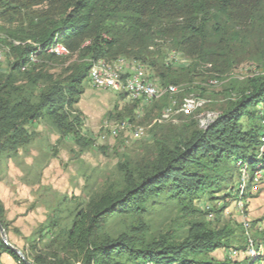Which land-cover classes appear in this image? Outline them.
<instances>
[{"label":"trees","instance_id":"16d2710c","mask_svg":"<svg viewBox=\"0 0 264 264\" xmlns=\"http://www.w3.org/2000/svg\"><path fill=\"white\" fill-rule=\"evenodd\" d=\"M37 6L42 8L32 10ZM0 20L10 25L0 30L11 59L8 70L0 72V153L15 154L28 145L33 134L27 126L36 121L87 147L76 106L98 60L112 63L124 57L137 66L146 64L166 87L190 82L201 66L215 74L210 78H218L245 54L264 68V0H0ZM152 38L169 41L172 51L190 62L173 69L158 51L148 49ZM54 43L68 55L46 53ZM37 47L40 63L28 64ZM53 63L67 65L55 75L48 70ZM227 90L229 98L205 129L189 119L157 138L144 162L123 163L121 183L75 210L69 227L59 229L46 252L22 251L25 263L0 239V257L7 254L18 264H254L264 259V230L255 231V223L252 257L213 256L215 251L247 250L242 224L212 226L205 218L213 215L218 221L228 199L235 200L238 165L252 169L258 162L261 117L256 107L264 104V72L232 81ZM167 99L166 94L160 101ZM200 200L222 203L200 210ZM164 203L174 206L180 221L154 235L146 218ZM111 223L120 228L113 230ZM0 225L7 232L1 202Z\"/></svg>","mask_w":264,"mask_h":264},{"label":"rangeland","instance_id":"374dc122","mask_svg":"<svg viewBox=\"0 0 264 264\" xmlns=\"http://www.w3.org/2000/svg\"><path fill=\"white\" fill-rule=\"evenodd\" d=\"M41 8L42 6H37L32 10ZM8 25L0 20V26L10 27ZM4 36L6 35L0 30L1 73L8 70L11 61L7 52L3 50ZM148 49L158 51L159 58L162 57L165 63L170 64L173 48L169 41L152 38ZM119 58L117 59H125L123 65L125 68L120 69L114 80L118 83L117 92L112 91V86L104 89L94 87L88 80L83 84L84 94L76 107L83 116L80 133L90 141L87 147L78 145L71 135L59 137L49 123L36 121L27 126V130L33 134L28 145L20 148L15 154L0 153V202L8 223L5 234L8 242L21 252L24 251L28 255L35 249L41 253L46 252L45 247L57 235L59 229L69 227L75 210L83 208L91 196L106 187L121 183L120 166L123 163L128 161L129 164L136 166L144 162L154 151L157 138L163 134H170L174 127L189 119H196L198 127L205 129L217 118L224 102L229 98L227 88L232 81L241 83L264 72L259 62L250 58L248 54L241 55L239 62L226 73L218 75V78H210L215 74L207 72L201 66L191 75L190 82L176 85L178 92L167 94L168 99L164 103L160 98L146 102L143 99H131L127 93L125 94L124 81L132 69L133 60ZM176 59L170 64L173 69L190 62L181 53H176ZM66 65L48 64V70L57 75ZM139 65L143 67L141 69L143 78L149 83L159 89L166 87L159 83L153 68L143 63ZM210 80L218 83L209 84ZM200 88H203L201 92ZM188 95L198 96L207 102L203 108L194 109L195 112L190 108L191 113L183 112V115L180 108L183 99ZM162 113H167L169 119H161ZM207 113L213 114L210 119L206 117ZM201 121H204L202 125ZM107 129L113 131L114 137ZM138 129H141L140 136L135 135ZM250 166L254 168L256 163ZM237 180L238 177L235 183ZM247 192V203L250 200L258 201V198H264V181L251 183ZM228 200L229 204L218 221L214 220L213 215L205 218L212 226H221L227 222L240 225L242 219L247 217L249 213L247 203L241 215L236 211L231 198ZM221 203L222 201L200 200L196 205L200 210H206L207 207L215 205L218 207ZM179 215L172 204L164 203L151 209L146 220L151 233L158 235L176 228L180 221ZM249 219L251 224L264 223V215H258L256 218L249 216ZM109 226L115 231L120 228L114 223ZM239 254L248 258L245 252L239 253L235 249L215 251L213 256L218 259L223 257L235 259ZM5 255L7 254L0 258L1 264H11ZM13 264L18 263L14 261Z\"/></svg>","mask_w":264,"mask_h":264},{"label":"bare ground","instance_id":"6f19581e","mask_svg":"<svg viewBox=\"0 0 264 264\" xmlns=\"http://www.w3.org/2000/svg\"><path fill=\"white\" fill-rule=\"evenodd\" d=\"M27 43L30 44V42H26V44ZM13 44L14 45H22L19 42H15V41H13ZM23 44H25V43H23ZM3 50H5L7 52L8 48L5 46ZM40 50H41L40 47H37L36 52L34 54L30 55L28 64H33L34 65V64H36V63H38L40 61V60H38L39 56L37 57V53ZM1 53H0V61L2 60ZM8 53H9V51H8ZM46 53L54 54L56 56H65V57H66V55H68V51L66 50V48L63 45L56 44V43L52 44L46 50ZM173 57L176 58L175 51H173ZM171 58H172V52H171ZM124 64H125L124 60H119L118 62H115V63H109V62H105L103 60H98V61L93 62L92 66H91V69H90V72H89L90 82L97 88H103L104 89V88L110 87L109 86V80H111L112 82H115L114 80L116 79L118 72H120V69H122V66ZM142 68H141L140 65L137 66V65L133 64L131 71H129L128 77L124 81L125 82L124 83L125 93H127V95L131 99H134V100L143 99L146 102H150V101H153V100L161 98L163 95L178 92V87H176V86H167L165 88L159 89L156 86H154L152 83H149L146 80L145 90H140V94H131L130 95V93H129V87H130V77H129V75H135L136 78H143L142 73H141L142 72V70H141ZM25 69H26V66L22 67L21 70L24 71ZM104 76L107 79H100V78H104ZM217 83H216L215 80H210L209 81V84H217ZM206 86H204V87H206ZM206 102L207 101L205 99L200 98L198 96L188 95V96H186L183 99V104L181 105L180 111H182V114H183V112H190V110H189L190 108H193V110L194 109H201V108H203L205 106ZM257 109L260 111L259 115L261 117V119H260L261 135H260V138H259L260 139L259 147H258L257 154H256V161H258V162L256 163V166L254 168H252V169L247 164L240 165V166L238 165V180L236 181L235 186L233 188V194H235V195H233V196H235L234 197L235 200L233 201V203H234L236 211L239 214H241V215H243L244 207L246 206V203H247V195H248L247 188H248V185H250V183H258L259 182V174L264 173V162H262L264 160V104L263 103L259 104V108H257ZM194 112H195V110H194ZM189 115H191V114H189ZM212 115L213 114L207 113L206 117L208 119H210ZM176 116H177V114L175 115V117ZM168 117L169 116L167 115V113H164V114L162 113V115H161V119H167ZM176 119H177V117H176ZM195 121H196V119H195ZM159 122H161V121H159ZM168 122H165V123H168ZM203 122L204 121H201L200 124L202 125ZM182 123H184V122H182ZM135 135L140 136L141 135V129H138L136 131ZM209 217H211V215H209ZM241 224H242V227H243V230H244V234H245V238H246V244H247V250L245 252V255L247 257H252L254 255V244H253V240L251 238V223H250V221L248 219L244 218V219H242ZM256 264H264V259L260 260Z\"/></svg>","mask_w":264,"mask_h":264},{"label":"crops","instance_id":"0c3cea01","mask_svg":"<svg viewBox=\"0 0 264 264\" xmlns=\"http://www.w3.org/2000/svg\"><path fill=\"white\" fill-rule=\"evenodd\" d=\"M257 200L258 201L250 200L247 203V212H249V213L247 214V217L245 216L246 219L250 220L249 216L256 218L258 215H264V198H258ZM254 229H255V231H263L264 230V223L263 224L258 223L256 225H254ZM2 255H1V257H2ZM228 255H229V253H228ZM5 257L7 258L6 260H8L9 262H11V264H13L14 261H13V259H11V257H9L7 255H5ZM244 259H248V258H246L245 256H243L241 254H239L238 257L235 258V260H237V261H243ZM249 262H250V260H247L246 263L248 264Z\"/></svg>","mask_w":264,"mask_h":264},{"label":"built area","instance_id":"2783aa9c","mask_svg":"<svg viewBox=\"0 0 264 264\" xmlns=\"http://www.w3.org/2000/svg\"><path fill=\"white\" fill-rule=\"evenodd\" d=\"M172 58L169 60V63H172L173 62L172 60H174V59H175V61L177 60L175 57H173V51H172ZM181 62H185V61H181ZM122 67L125 68V66H122ZM129 77H130V87H129L130 95L131 94H140V90H145L146 78H136L135 75H129ZM100 79H107V78L104 76V78H100ZM109 86H112V91L117 92L118 83H115V82H112L111 80H109ZM107 130L111 133V136L114 137L113 131L110 129H107ZM263 181H264V173L259 174V182L258 183H260V182L263 183Z\"/></svg>","mask_w":264,"mask_h":264},{"label":"water","instance_id":"95a60500","mask_svg":"<svg viewBox=\"0 0 264 264\" xmlns=\"http://www.w3.org/2000/svg\"><path fill=\"white\" fill-rule=\"evenodd\" d=\"M0 239L1 241L3 242V244L12 252L14 253L15 255H17L19 258H21L25 263H27L23 257V254L22 252L17 249L16 247L12 246L8 240H7V237H6V234H5V231L4 229L2 228V226L0 225Z\"/></svg>","mask_w":264,"mask_h":264}]
</instances>
